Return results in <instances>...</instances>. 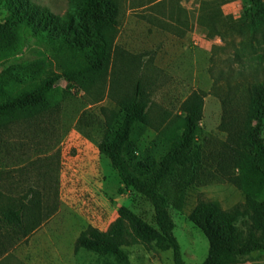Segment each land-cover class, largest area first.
Wrapping results in <instances>:
<instances>
[{
  "label": "rangeland",
  "instance_id": "obj_1",
  "mask_svg": "<svg viewBox=\"0 0 264 264\" xmlns=\"http://www.w3.org/2000/svg\"><path fill=\"white\" fill-rule=\"evenodd\" d=\"M115 1L117 22L104 66L69 79L61 77L55 82L57 90L46 94L40 104L0 119V208L5 211L24 202L25 223L14 230L24 236L35 229L63 231L81 264H123L109 253L76 249L81 232L106 230L121 206L152 221L151 204L124 186L99 145L122 119L123 103L140 80L148 117L136 126L126 155L133 163L159 158L167 150V129L185 115L184 101L199 92L204 98L197 134L198 177L186 191L183 208L172 210V217L185 263L201 264L209 242L189 218L199 200L216 201L226 210L246 202L245 193L220 172L227 132L221 128L224 109L216 93L227 88L222 71L232 83L242 79L235 53L264 52V22L256 14L264 12V0L220 3L223 14L232 15L243 30L225 38L210 36L206 24L213 0ZM32 2L59 16L71 8L70 0ZM253 19L259 23L255 29L250 28ZM0 29L7 33L12 51L0 60V100L92 61L76 41L56 47L30 37L2 4ZM260 78L264 79V70ZM242 82L238 89L245 94L247 85ZM247 106L245 99L236 108ZM2 213L0 226L7 227ZM241 221L239 227L245 229ZM123 249L132 264H175L172 250L140 243ZM239 264H264V254L251 253Z\"/></svg>",
  "mask_w": 264,
  "mask_h": 264
},
{
  "label": "trees",
  "instance_id": "obj_2",
  "mask_svg": "<svg viewBox=\"0 0 264 264\" xmlns=\"http://www.w3.org/2000/svg\"><path fill=\"white\" fill-rule=\"evenodd\" d=\"M70 1V10L59 16L32 0H0V4L9 10L10 19L23 27L30 37L48 41L56 47L76 41L81 51L92 57L90 63L78 69L54 74L36 87L0 100V119L40 104L46 94L57 90L55 82L61 77L69 79L104 66L117 22L118 4L115 0ZM227 1L213 0L214 8L209 10L206 23L210 36L225 38L243 31L237 19L223 14L220 3ZM256 14L264 22V12L257 10ZM258 24L253 19L250 28L255 29ZM9 43L7 33L0 29V60L12 54ZM234 56L240 64L237 74L244 79L247 91L245 94L239 92L242 79L232 83L226 73L221 72L227 88L224 93L216 91V94L223 105L221 128L227 132V138L219 166L221 174L245 193L246 202L226 210L216 201L199 200L189 218L209 242L208 254L201 264H239L246 255L264 254V137L261 135L264 79L260 78L264 70V52L235 53ZM234 60H228V63ZM203 98L204 94L194 92L184 101L185 115L167 129V150L159 158L133 163L126 155L127 150L136 126L146 122L149 107L142 82L137 81L133 95L123 103L122 119L110 129L108 139L100 143L99 150L116 168L124 186L151 204L152 221L121 206L117 218L106 230L81 232L76 239V249L109 253L123 264H132L123 246L140 243L147 248L172 250L174 263L186 264L182 247L174 235L172 210L183 208L186 191L198 177L197 134ZM245 99L248 101L246 109L236 108ZM0 212L13 229L25 223L24 202L5 211L0 208ZM239 221L245 229L239 227Z\"/></svg>",
  "mask_w": 264,
  "mask_h": 264
},
{
  "label": "crops",
  "instance_id": "obj_3",
  "mask_svg": "<svg viewBox=\"0 0 264 264\" xmlns=\"http://www.w3.org/2000/svg\"><path fill=\"white\" fill-rule=\"evenodd\" d=\"M23 234L0 226V264H81L63 231L44 228Z\"/></svg>",
  "mask_w": 264,
  "mask_h": 264
}]
</instances>
